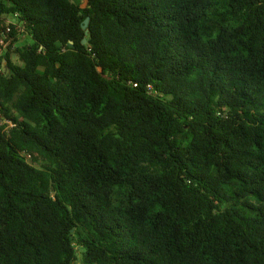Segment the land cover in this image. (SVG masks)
<instances>
[{"label": "trees", "instance_id": "obj_1", "mask_svg": "<svg viewBox=\"0 0 264 264\" xmlns=\"http://www.w3.org/2000/svg\"><path fill=\"white\" fill-rule=\"evenodd\" d=\"M2 61L0 264H264V0H0Z\"/></svg>", "mask_w": 264, "mask_h": 264}, {"label": "rangeland", "instance_id": "obj_2", "mask_svg": "<svg viewBox=\"0 0 264 264\" xmlns=\"http://www.w3.org/2000/svg\"><path fill=\"white\" fill-rule=\"evenodd\" d=\"M73 1H79V0H73ZM7 22H12V19L10 17H7ZM29 40L27 39V36L23 33H20L17 37V41L13 45V50L15 48L21 49V47L25 46L28 44ZM12 60H17V55L15 52H13Z\"/></svg>", "mask_w": 264, "mask_h": 264}, {"label": "built area", "instance_id": "obj_3", "mask_svg": "<svg viewBox=\"0 0 264 264\" xmlns=\"http://www.w3.org/2000/svg\"><path fill=\"white\" fill-rule=\"evenodd\" d=\"M18 30H19V31H18L19 34L22 33L21 29H18ZM5 49H6V43L2 42V50H1V52H4ZM4 64H5L4 61H2V62L0 63V74H6V72H7V70H6L5 66H4ZM1 123H8V124L11 126V123H10L9 121H5V120H3V121H1Z\"/></svg>", "mask_w": 264, "mask_h": 264}, {"label": "water", "instance_id": "obj_4", "mask_svg": "<svg viewBox=\"0 0 264 264\" xmlns=\"http://www.w3.org/2000/svg\"><path fill=\"white\" fill-rule=\"evenodd\" d=\"M88 22H89V19H88V17H87V18H85V19L83 20V23H82V25H81L82 29L85 30V33H86V34H87V26H88ZM85 43H86V39H83V40H82V44H85ZM70 44H72V43H70Z\"/></svg>", "mask_w": 264, "mask_h": 264}]
</instances>
